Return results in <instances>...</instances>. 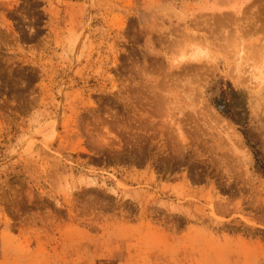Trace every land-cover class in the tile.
Instances as JSON below:
<instances>
[{
  "label": "rangeland",
  "instance_id": "374dc122",
  "mask_svg": "<svg viewBox=\"0 0 264 264\" xmlns=\"http://www.w3.org/2000/svg\"><path fill=\"white\" fill-rule=\"evenodd\" d=\"M0 264H264V0H0Z\"/></svg>",
  "mask_w": 264,
  "mask_h": 264
},
{
  "label": "bare ground",
  "instance_id": "6f19581e",
  "mask_svg": "<svg viewBox=\"0 0 264 264\" xmlns=\"http://www.w3.org/2000/svg\"><path fill=\"white\" fill-rule=\"evenodd\" d=\"M254 71H256V70H254ZM260 71V70H259Z\"/></svg>",
  "mask_w": 264,
  "mask_h": 264
}]
</instances>
